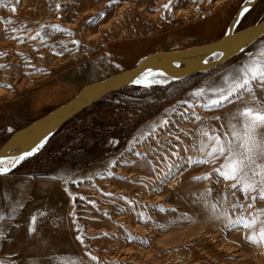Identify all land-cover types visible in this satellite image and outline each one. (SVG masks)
I'll return each mask as SVG.
<instances>
[{
  "label": "rangeland",
  "instance_id": "obj_1",
  "mask_svg": "<svg viewBox=\"0 0 264 264\" xmlns=\"http://www.w3.org/2000/svg\"><path fill=\"white\" fill-rule=\"evenodd\" d=\"M168 2L3 0L0 146L32 123L28 102L37 88L58 85L78 93L163 50L215 42L249 0H173L170 11L163 8ZM263 19L264 0L235 31ZM262 48L264 37L220 68L167 89L119 92L25 160L12 176H21V209L36 208L40 223L21 215V222H30L21 224V264H264V243L246 239L264 225L230 223L264 209V201L253 202L255 193L246 197L213 173L223 158L197 163L206 158L198 150L206 142L201 129L223 136L229 121L239 127L232 117L250 99L244 93L243 100L233 96L205 108L214 98L210 89ZM252 87L264 102V86ZM201 88L204 96L192 95ZM73 97L57 89L34 115L40 119ZM160 136L169 141L159 142ZM180 148L184 159L175 154ZM209 173L208 180L194 179ZM49 221L48 242H32Z\"/></svg>",
  "mask_w": 264,
  "mask_h": 264
},
{
  "label": "snow or ice",
  "instance_id": "obj_2",
  "mask_svg": "<svg viewBox=\"0 0 264 264\" xmlns=\"http://www.w3.org/2000/svg\"><path fill=\"white\" fill-rule=\"evenodd\" d=\"M2 2L3 0H0V3ZM116 2L118 0H113V3ZM172 5L173 0H169L163 8L170 11ZM253 82L264 86V48L250 56L243 66L234 68L231 73L226 74L220 85L210 89L214 98L209 99V102L204 105L205 108L220 107L225 102H230L233 96L243 100L244 93L249 94L250 99L245 101L246 106L232 117V119L239 120V127L229 121V130L223 136L210 134L209 131L201 129L200 135L206 137V142H201L198 150L204 153L206 158L197 163H215L216 160L223 158V163L214 168L213 173L224 181H231V189H238L246 197L255 193L256 195H251L250 198L256 202L257 200L264 201V132H261V129H264V102L257 99L252 87ZM205 94L206 90L201 88L192 95L201 97ZM22 159L24 157H20L12 166L14 167L15 163ZM2 164L4 161L0 160V165ZM8 171L7 167H0V174H6ZM211 175L209 173L194 177V179L208 180ZM236 207L237 205L234 204L233 208ZM239 207L244 206L239 205ZM248 207H253V204H249ZM211 208L214 212L217 210L214 204ZM262 218H264V209H258L251 217L240 216L230 223L241 224L244 228H253L258 223L264 225ZM0 219H3V216H0ZM35 220L36 218L33 217V223ZM246 239L252 243H264V227H261L257 233L248 235Z\"/></svg>",
  "mask_w": 264,
  "mask_h": 264
},
{
  "label": "water",
  "instance_id": "obj_3",
  "mask_svg": "<svg viewBox=\"0 0 264 264\" xmlns=\"http://www.w3.org/2000/svg\"><path fill=\"white\" fill-rule=\"evenodd\" d=\"M261 1L251 0L242 6L233 16L223 36L215 42L180 51L153 54L136 68L83 87L67 104L12 133L0 146V160L4 161L0 167L9 169L6 174H0V177L12 175L21 166L23 162L20 160L14 167L12 165L21 157L27 142L43 141L40 149L32 154L31 157H34L64 125L109 95L127 89L166 88L183 80L187 67L197 57L227 62L244 53L264 37V19L240 32H236L235 29ZM157 69H166L163 82L151 81V74Z\"/></svg>",
  "mask_w": 264,
  "mask_h": 264
},
{
  "label": "crops",
  "instance_id": "obj_4",
  "mask_svg": "<svg viewBox=\"0 0 264 264\" xmlns=\"http://www.w3.org/2000/svg\"><path fill=\"white\" fill-rule=\"evenodd\" d=\"M170 50L166 49L162 52H169ZM177 50L178 49H176V51ZM112 53L114 56L117 55L116 50H112ZM57 89H65L74 97L77 94L76 90L72 88H63L58 85H46L37 88L31 94L28 102L27 121L33 122L35 119L38 120L37 118L39 117L35 116L34 112L45 102L51 100L53 94L57 92ZM31 187V196L35 197L34 186ZM48 189L50 188L48 187ZM31 206H33V203ZM37 213H39V211L33 207L21 209V176L9 175L0 177V216H3V219H0V263L5 260L6 263L4 264H21V224L28 225V223H30L26 221L21 222V215L33 218L38 216ZM48 215L50 217L52 216V214H45L46 217ZM36 223H40V220H35V223H33L32 219L30 224ZM47 223L48 225H46L43 236L40 234L37 238L34 236L29 237L32 242L40 241L43 238L48 242V238L50 239L52 236L49 231L52 222L49 221Z\"/></svg>",
  "mask_w": 264,
  "mask_h": 264
},
{
  "label": "bare ground",
  "instance_id": "obj_5",
  "mask_svg": "<svg viewBox=\"0 0 264 264\" xmlns=\"http://www.w3.org/2000/svg\"><path fill=\"white\" fill-rule=\"evenodd\" d=\"M148 3L153 2L154 0H147ZM251 0H249L250 2ZM30 13L29 11H25V14ZM211 30L205 31L203 35H208ZM224 62H219L216 60L204 58V57H197L186 69V77L193 76L194 74L204 73L210 70L218 69L220 68ZM166 74V69H157L151 74V81L153 82H163ZM159 142H166L169 141V138L166 136H160L158 139ZM43 141H29L26 143L25 150L22 153L21 157H24V159L20 160L21 162H24L25 160L31 158L32 154L37 152L40 147L42 146ZM179 154L176 152L175 154L179 155L177 159H184L185 154L181 150V148L178 150ZM28 153H31V155H28ZM123 173V172H122Z\"/></svg>",
  "mask_w": 264,
  "mask_h": 264
},
{
  "label": "trees",
  "instance_id": "obj_6",
  "mask_svg": "<svg viewBox=\"0 0 264 264\" xmlns=\"http://www.w3.org/2000/svg\"><path fill=\"white\" fill-rule=\"evenodd\" d=\"M178 83H180V82H178ZM178 83H176V84H178ZM176 84H173V86L174 85H176ZM172 86V85H171ZM171 86H168V87H166V88H160V89H149V90H153V91H157V90H161V89H167V88H169V87H171ZM127 90H141V89H127ZM124 91H126V90H124ZM123 92V91H122ZM119 93V92H118ZM117 95V93H115V94H111V95H109L108 97H106V98H104V99H102L100 102H98L96 105H94L93 107H91V108H89L88 110H86L85 112H83L82 114H80V115H78L77 117H75L72 121H70V122H68L66 125H64L58 132H57V134L52 138V139H54L55 137H57L59 134H60V132L62 131V130H64V128H66V127H68L70 124H72L74 121H76V120H78L80 117H83V116H86V115H89V113H90V111H92V110H94L96 107H99L100 105H102L106 100H108V99H112L114 96H116ZM10 136H7V139L9 138ZM6 139V140H7ZM51 139V140H52ZM5 140V141H6ZM50 140V141H51ZM4 141V142H5ZM3 142V143H4ZM21 168V166L18 168V169H20ZM18 169L16 170V171H18ZM16 171L14 172V173H16ZM13 173V174H14Z\"/></svg>",
  "mask_w": 264,
  "mask_h": 264
}]
</instances>
